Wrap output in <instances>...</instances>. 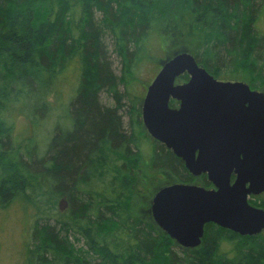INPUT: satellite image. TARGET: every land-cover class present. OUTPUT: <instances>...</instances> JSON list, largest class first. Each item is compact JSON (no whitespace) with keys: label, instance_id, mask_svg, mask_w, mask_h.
I'll list each match as a JSON object with an SVG mask.
<instances>
[{"label":"trees","instance_id":"1","mask_svg":"<svg viewBox=\"0 0 264 264\" xmlns=\"http://www.w3.org/2000/svg\"><path fill=\"white\" fill-rule=\"evenodd\" d=\"M259 22L264 0H0V210L18 208L26 231L15 264H264V229L210 222L187 248L153 221L160 187L210 183L147 133L136 92L148 59L182 52L155 55L174 26L195 36L187 52L214 78L264 92ZM55 109L42 146L36 124ZM19 114L29 132L15 134Z\"/></svg>","mask_w":264,"mask_h":264},{"label":"water","instance_id":"2","mask_svg":"<svg viewBox=\"0 0 264 264\" xmlns=\"http://www.w3.org/2000/svg\"><path fill=\"white\" fill-rule=\"evenodd\" d=\"M182 74L188 79L178 82ZM171 99L178 104L170 106ZM141 120L191 175L205 174L212 185L160 187L150 213L161 230L193 248L210 222L239 235L264 229V210L248 202L264 191L263 91L243 81L218 80L182 51L166 59L147 85Z\"/></svg>","mask_w":264,"mask_h":264},{"label":"rangeland","instance_id":"3","mask_svg":"<svg viewBox=\"0 0 264 264\" xmlns=\"http://www.w3.org/2000/svg\"><path fill=\"white\" fill-rule=\"evenodd\" d=\"M259 10V9H258ZM260 13V12H259ZM261 14V13H260ZM166 27V26H165ZM257 27L259 29H264V23L259 22L257 24ZM167 28V27H166ZM165 30V29H164ZM179 28L177 26H174V29L170 28L166 33L161 34L163 38V43L161 45L162 49L155 52V55L159 58H165L166 55L172 51L175 50H182L187 51L189 50V47L187 44H191L195 41V36L193 35L192 38L186 39L183 35L177 36V31ZM261 30V31H262ZM197 36V34H195ZM110 56L112 59H114V54L110 53ZM161 64L153 59H148L144 65L140 67V70L137 72V79H138V87H136V92L138 91V94L140 97H144L146 87L151 82V80L154 78L156 73L159 71ZM118 61L113 60L112 61V70L114 73L118 75ZM232 77H226L219 80L222 81H243L244 78H240L239 75L231 74ZM140 80V81H139ZM246 83V82H245ZM68 86H64L61 88V94L65 95V92L68 90ZM120 90H123V87L120 88ZM102 100L106 103H112L109 98H103ZM142 103V101H141ZM57 113V109H55L52 114L49 116V123L48 121L42 122L40 121L35 126L37 127L36 134H44L41 139H39V142H41V145L43 146V143L46 141V136H50L51 133V123H53L55 114ZM41 117V116H40ZM14 132L15 134L24 133V131L29 132V125L26 121V117H22V115L19 114L14 119L13 124ZM44 141V142H43ZM38 152H41V149H38ZM146 153V150L144 151ZM161 176V175H159ZM162 175L160 178H162V182L164 183ZM158 184L159 181L157 182ZM259 197V195H257ZM254 196L248 198V202L252 206H257L252 204L251 199H253ZM261 198V196L259 197ZM258 198V199H259ZM256 200V197L255 199ZM251 201V202H250ZM60 208L65 207V201L61 200L59 203ZM22 213L19 211L16 207H9L6 211L0 210V263L1 264H15L17 252L19 248L21 247L22 241L26 238V231H25V223L22 221ZM226 250L229 248L225 246Z\"/></svg>","mask_w":264,"mask_h":264},{"label":"flooded vegetation","instance_id":"4","mask_svg":"<svg viewBox=\"0 0 264 264\" xmlns=\"http://www.w3.org/2000/svg\"><path fill=\"white\" fill-rule=\"evenodd\" d=\"M202 175H205V174H201V175H199V176H202ZM193 176V175H192ZM199 176H194V177H199ZM206 176V175H205ZM206 179H207V177H206ZM232 180H234V175L232 176ZM208 181V180H207ZM209 182V181H208ZM210 183V182H209ZM194 184V183H193ZM196 185H198V184H196ZM199 186H202V185H199ZM205 187V186H204ZM208 188H212V185L210 184V186H208ZM255 207H257V208H260L259 206H255Z\"/></svg>","mask_w":264,"mask_h":264}]
</instances>
